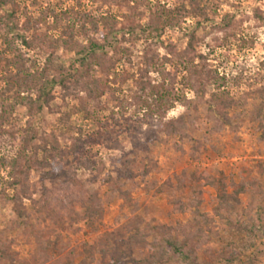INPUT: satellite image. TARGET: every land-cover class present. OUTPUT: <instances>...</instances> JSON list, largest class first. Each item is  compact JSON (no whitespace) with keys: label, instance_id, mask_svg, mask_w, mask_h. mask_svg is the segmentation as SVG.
I'll use <instances>...</instances> for the list:
<instances>
[{"label":"rangeland","instance_id":"rangeland-1","mask_svg":"<svg viewBox=\"0 0 264 264\" xmlns=\"http://www.w3.org/2000/svg\"><path fill=\"white\" fill-rule=\"evenodd\" d=\"M219 1L223 4L214 22L195 28L193 21L186 18L181 27L167 26L161 34L147 29L143 38L136 40L129 27H147L145 4L139 0H16L20 5L18 18L23 20V13L39 18L49 39H57L60 31L53 27L52 15L61 18L62 26H72L74 50L85 47L88 39H99L91 30V21L107 18L110 23L115 22L113 47L106 48V55H101L100 62L91 66L89 72L99 73L108 58L115 61V66L108 75L101 76L102 90H94L86 100L98 123L93 124L81 114L73 117L84 136H99L98 143L89 150L94 161L91 168L64 165V176L49 168L44 172L30 170V198H23L19 207L24 214L20 217L12 210L9 197L0 199V244L7 255L0 253V264H129L134 254L127 228L137 217L143 219L142 226L151 222L181 231L177 236L183 241V236L190 234L191 238L185 241L199 250V261L212 263L201 252L204 248L218 258L232 251L242 253L246 248V254L222 264H264V0ZM147 2L165 15L181 0ZM143 10L145 17H138ZM239 20L243 21L240 32L234 39L224 40V24ZM98 27L101 29L103 24ZM192 32L195 53L203 60L196 58L192 64L176 62L174 94L159 93L157 71L172 68L164 64L163 58L169 57L172 47L177 52L185 49ZM239 37L246 40L244 45L238 42ZM13 38L14 34L7 35L8 40ZM146 44H151L147 56L156 55L155 64L149 68L148 76L140 80ZM10 47L20 49L19 53L11 52L18 55L16 68L22 70L23 87H28L27 93L34 97L46 55L35 48L26 50L15 40ZM58 59L68 67L77 56L59 47L53 61ZM202 70L212 71L214 78L207 80L201 75ZM138 81H149L151 86L142 92ZM16 93L19 97L24 95L17 90ZM85 95L81 90L80 96ZM160 95H164L162 100ZM2 101L13 110L7 109L8 122L0 111V186L14 167L24 168L27 153L23 139L28 119L12 99ZM56 103L57 100L52 105ZM157 108L162 114L155 111ZM37 118L36 127L48 132L44 122L53 117L44 111ZM60 143L64 147L62 138ZM145 169L148 174L143 178ZM191 172L203 177L198 182L203 199L200 211L210 219L197 218L205 231L201 238H193L198 226L192 216L194 208L186 206L183 212L170 213L172 206L165 192L159 190L166 180L174 181L175 176H188ZM208 177L221 178L227 193L245 185L233 211L221 209L216 189L205 183ZM68 178L78 182L79 191L74 189L70 194L64 181ZM13 193L8 190L6 195ZM86 199L91 200L100 215L94 226L85 218ZM41 217H45L43 222ZM249 217L262 221L254 225V238L242 232V223ZM41 231L50 234V243L57 242L56 252L47 251ZM105 236H109L113 249L102 262ZM86 250L91 260L85 258Z\"/></svg>","mask_w":264,"mask_h":264},{"label":"trees","instance_id":"trees-1","mask_svg":"<svg viewBox=\"0 0 264 264\" xmlns=\"http://www.w3.org/2000/svg\"><path fill=\"white\" fill-rule=\"evenodd\" d=\"M139 1L140 4H145L147 27L143 28L138 24L129 27V30L135 34L133 36L136 40L139 38L142 39L147 29L157 30L161 34L167 26L181 27L186 18L193 21L195 28L209 22H214L215 18L219 16L220 6L223 4V1L219 0H181L177 6L167 9L164 15L163 13H158L155 7L148 3L147 0ZM224 3H228V0H224ZM19 11L20 5L16 0H0V30L4 31V35L0 36V99H12L14 105L20 108L21 111H24L28 118L27 129L25 130L26 134L23 139L25 152L27 153V155H24V168L14 167L8 174L9 179L6 181L2 180V185L0 186V199L9 197V200L13 202L12 210L17 214V217L24 214L23 210L19 207L22 206L23 198H30L27 187V178L30 170L44 172L45 169L49 168L56 174L64 176V165H68L70 168L74 167L73 164H76V169L77 167H81L87 170L94 164L89 150L93 145L98 143L97 137L99 136H84L83 130L76 126L73 117L81 114L85 119H90L93 124L98 123V120H96L93 112L88 107L86 100L92 97L94 90H102L100 83L101 76L109 74L110 70L115 66V61L108 58L100 66L99 73L95 75H91L89 71L91 70V66L100 62L101 55H106V48L113 47L112 43L114 42H112V36L116 34L115 22L110 23V20L107 18L97 19L94 22L91 21V30L99 35V39H88L85 47L74 50L75 36L73 27L70 25L62 26L60 17L52 15L53 27L55 29L59 27L60 31L57 39H49L47 37V31H42L41 29L42 24L39 18L33 19L26 15V13H23V20H20L18 18ZM65 14L63 15L65 16ZM145 15L146 12L144 10L142 13H138V17H145ZM130 19L133 20L134 18ZM230 21L224 24L226 28L224 40L228 38L234 39L237 33L240 32V27L243 24L241 20L236 23H231ZM99 23L103 24L101 29L98 27ZM81 28L83 30L84 26L81 25ZM8 34H14L13 40L17 41L26 50L35 48L38 53L46 55L42 73H40L37 81L34 97L27 93L29 91L28 87H23L22 70L16 68L19 58L16 53H12H19L20 49H12L10 47L13 40L7 39ZM194 39L195 33L192 32L188 35L185 49L177 52L176 50H172L174 49L172 47L168 51L169 57L163 58L164 64H169L172 68L168 71H157L160 78L158 85L159 93H166L167 95L174 94V86L178 74L174 66L176 62L192 64L196 58L203 60L201 55L195 53L193 46ZM237 40L238 42L242 41L243 45L246 43V40L243 38L239 37ZM217 44L219 43L217 42ZM150 45H145L146 53L142 57V63L145 65V68L139 73L140 80L142 76H148L149 68L155 64L156 55L150 54L147 56ZM59 47H62L66 52L75 53L77 56L76 61L71 62L68 67H65L64 62L60 59L53 61V56ZM202 72L201 75H204L207 80L210 81L214 78L211 74L212 71L202 70ZM137 86L140 91L145 92L151 85L149 81H138ZM16 90L24 95L19 97ZM81 90L86 92L84 97L80 96ZM162 98H164V95L159 96L160 100ZM56 100L58 103L52 105ZM166 100L169 101L170 99ZM7 109L13 110L11 106L5 104L3 101L0 102L1 116L5 122L9 120ZM44 111L53 117L52 120L44 122V126L49 128L48 132L43 127H36L39 120L37 116H40ZM155 111L158 114H162L159 108L155 109ZM61 138L64 147L60 143ZM15 159L18 161L20 158L17 157ZM131 162L135 163V161ZM147 174V170L143 171V178ZM174 178V181L166 180L162 185L163 187H160L159 190L165 192L167 202L172 206L169 211L170 213L176 211L183 212L186 206L194 208L192 216L195 219L194 224L196 223L198 226H196V235L193 238H201L205 231H203L201 223L197 218H201L203 221L210 220L208 215L200 211V205L203 199L201 185L198 182L203 177L191 172L188 176L182 175L175 176ZM204 180L207 185L216 189V200L225 212L234 210L235 204L239 202V193L245 192L246 189L242 183V186L233 190L231 193H227L221 178L215 179L208 177ZM64 181L67 183L70 194L74 189V192L79 191L77 188L80 189V187H77L78 182L74 178L64 179ZM8 190H12L14 192L13 195H6ZM90 201L86 199L83 203L88 207L86 208L88 211L85 210V218H87L90 226H94V223L98 221L100 215ZM251 206L253 205L251 204ZM47 212L48 210H45L43 214L46 215L45 213ZM44 219L45 217H41L42 221L39 220L43 222ZM143 222V219L137 217L128 225L129 244L134 254L129 258V264H222L224 261L234 260L239 254L243 256L247 251L246 248L242 250V253L238 250L235 253L232 251L229 255L218 258L209 248H204L201 252L207 254L212 260V263L199 261L200 259L197 255L199 250L194 249L190 245L192 242L187 244L185 241L191 238L190 234H188L189 237H187L188 235L183 236L185 239L183 241L178 239L177 236L181 231H176L168 225H152L151 222H147L142 226L141 223ZM261 222L260 219L254 221L250 217L247 218L242 223V232L254 238L256 232L254 225ZM31 227L34 228L33 225ZM39 235H43L48 252L57 251V242H49L50 234L48 232L41 231ZM102 245L101 257L102 262H104L113 249V243L109 236L102 238ZM0 253H6V250L3 249L1 244ZM84 253L85 258L91 260V256L88 255V250ZM222 253L223 251H220V254ZM4 255L7 256L6 254ZM67 264H72V262L67 261Z\"/></svg>","mask_w":264,"mask_h":264}]
</instances>
